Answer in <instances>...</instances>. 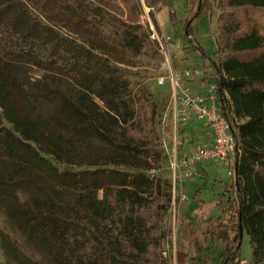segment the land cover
I'll use <instances>...</instances> for the list:
<instances>
[{"label":"trees","instance_id":"1","mask_svg":"<svg viewBox=\"0 0 264 264\" xmlns=\"http://www.w3.org/2000/svg\"><path fill=\"white\" fill-rule=\"evenodd\" d=\"M23 1L61 32L19 0H0V210L50 264H171L162 247L164 239L171 246V194L145 175L161 159L169 119L160 123L151 96L124 73L158 55L140 0ZM166 2L143 0L154 25ZM215 4L219 45L209 56L191 26ZM189 6L185 36L214 73L241 155L234 183L213 196L218 214L202 211L195 190L198 214L181 227L191 251L176 244V264H214L210 244L219 264H239V227L253 255L264 254V0ZM183 146L182 138L179 156ZM13 240L0 229L5 264H41Z\"/></svg>","mask_w":264,"mask_h":264},{"label":"rangeland","instance_id":"2","mask_svg":"<svg viewBox=\"0 0 264 264\" xmlns=\"http://www.w3.org/2000/svg\"><path fill=\"white\" fill-rule=\"evenodd\" d=\"M23 5L30 11L36 19L49 24L47 17L43 14L37 7H35L31 2L19 0ZM142 4V13L140 17V23L142 17H145L147 23L150 21L153 29L156 33L158 32L157 25L159 24L162 28V31L165 36L171 38L169 43V49L172 56L173 65L176 68H188L197 71L199 74L204 73L208 61L201 56L198 51H192L188 39L185 36V22L190 17V2L191 0H167L166 5L159 9V12H155L156 24L152 23L151 19L148 16V9L143 5V0H140ZM173 13L171 17L169 12ZM147 13V16L144 14ZM222 12L218 9L215 4L213 11L209 14V17H206L204 14H201L194 22L192 23L191 29L194 32V37L197 40L198 44L202 50L211 56L214 53L215 44L219 45V32L218 27L220 24V17ZM55 25L57 30H60L58 25L54 22L50 23ZM142 25V24H141ZM62 33H65L62 31ZM214 44V45H213ZM159 65V54L155 58H150L149 55H142L140 57V64L134 68H124V73L129 79L131 86L135 91L146 93L150 95L153 102L158 109V117L160 118V123L167 121L168 118V101H169V84L166 83L165 86H158L156 78L160 74L158 71ZM34 77H38L41 74L37 71L31 72ZM208 76L214 77V73L208 71ZM234 130H236V122L233 121ZM7 127L8 124L4 123ZM170 125V122H169ZM201 123L195 122L189 125L184 130V147L189 149V144L193 140L194 143L200 144L205 141L207 135H211V131L206 129L204 132H201ZM167 128V127H166ZM164 128H160V133L162 135L160 149H161V159L157 164V168L153 171L146 172L145 175L149 179L153 180L154 183H159L161 189L165 192L171 194L173 198V180H172V170H171V160L173 157V146L171 141V126L169 131ZM183 137V136H181ZM239 155H241V148L238 146ZM209 174L206 177V180L200 179L199 177L192 178L190 182L185 181L183 184V192L186 194L187 199L182 205H179V209L176 213L175 224L173 225L172 215H170V210L164 219V223H169L172 227V239L171 246L168 245L167 239L163 241V250L164 257H167L168 254H172L171 264H176V244L178 245V252L181 250L187 249L191 251V243L187 242L184 234L181 233V227L183 224L187 223V220L194 221L196 215V210L198 205L192 200L195 190L201 189L202 199L204 200V205L201 206V209L208 216L218 214V209L214 204V195L218 194L221 190L220 187L223 185V188H228L234 183V178L229 179L226 176V172L221 167H212L207 165ZM215 180L220 181L222 184L216 183L214 189L212 187ZM220 186V187H219ZM176 194L179 192V188L176 189ZM101 195V194H98ZM172 205V202H171ZM171 208V207H170ZM175 227V228H174ZM0 229L4 230L7 234L13 238L17 245L27 254L30 258L35 261L40 262L41 264H50L46 258L37 254L30 247H28L23 239V237L17 232L14 227H11L7 221L5 215L0 210ZM239 253H240V263L239 264H264V254H258L257 256L253 255L254 247L250 244V239L246 232L242 233V239L240 241ZM210 258L215 261L214 264H219L220 249L214 244H210ZM183 248V249H182ZM0 264H5L0 255Z\"/></svg>","mask_w":264,"mask_h":264},{"label":"built area","instance_id":"3","mask_svg":"<svg viewBox=\"0 0 264 264\" xmlns=\"http://www.w3.org/2000/svg\"><path fill=\"white\" fill-rule=\"evenodd\" d=\"M144 14L147 16V13ZM144 20L143 16L141 24L149 27L152 32L150 37L157 44L160 73L156 78L157 85L169 84L167 108L173 146L171 170L174 191L170 215L174 225L179 205L187 199L183 184L197 176L196 167L199 164L221 167L226 176L232 179L238 163L239 150L233 133L234 128L220 106L214 77L205 72L199 74L192 69L176 68L169 49L171 38L156 33L151 22ZM195 122H200L205 129L211 131V140L205 144L191 140L187 142L189 149L179 156L177 149L181 139L184 140V130ZM177 187L179 192L176 194Z\"/></svg>","mask_w":264,"mask_h":264},{"label":"crops","instance_id":"4","mask_svg":"<svg viewBox=\"0 0 264 264\" xmlns=\"http://www.w3.org/2000/svg\"><path fill=\"white\" fill-rule=\"evenodd\" d=\"M157 28H158V32L160 33V35H164L163 31H162V28L161 26L158 24L157 25ZM165 36V35H164ZM201 132H204L206 129L201 125ZM211 140V135H207V138H205V141L201 142V144H205V143H208L209 141ZM187 151L188 149H185V147H183V151ZM212 166V165H211ZM214 168H216L215 166H212ZM196 170H197V176L196 177H199L201 179L202 175H205L204 173H206V176H208L209 174V171H208V168H207V165H201L199 164L197 167H196ZM191 181V180H190ZM188 181V182H190ZM183 249V248H182Z\"/></svg>","mask_w":264,"mask_h":264},{"label":"water","instance_id":"5","mask_svg":"<svg viewBox=\"0 0 264 264\" xmlns=\"http://www.w3.org/2000/svg\"><path fill=\"white\" fill-rule=\"evenodd\" d=\"M242 231V228L241 227H239V243H240V241H241V239H242V233L243 232H241Z\"/></svg>","mask_w":264,"mask_h":264}]
</instances>
